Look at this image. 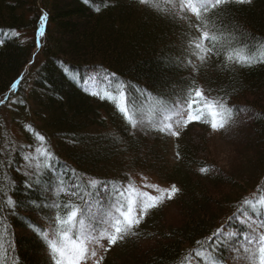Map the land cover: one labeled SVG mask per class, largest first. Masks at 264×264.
I'll use <instances>...</instances> for the list:
<instances>
[{
  "label": "trees",
  "instance_id": "1",
  "mask_svg": "<svg viewBox=\"0 0 264 264\" xmlns=\"http://www.w3.org/2000/svg\"><path fill=\"white\" fill-rule=\"evenodd\" d=\"M0 124V264H55L108 223L96 264H264V0H0ZM151 176L166 202L108 219Z\"/></svg>",
  "mask_w": 264,
  "mask_h": 264
},
{
  "label": "rangeland",
  "instance_id": "2",
  "mask_svg": "<svg viewBox=\"0 0 264 264\" xmlns=\"http://www.w3.org/2000/svg\"><path fill=\"white\" fill-rule=\"evenodd\" d=\"M38 49V48H37ZM239 58H241L239 56ZM93 77H97L95 73H91L88 76V82L85 84L89 89L96 90L97 82L96 79H92ZM143 119L144 112H149L147 110L140 109ZM151 112V111H150ZM142 119V120H143ZM149 119L147 118V121ZM245 121H248L246 119ZM145 122V119H144ZM147 127H153L158 126V124L155 122H152V120L145 122ZM246 126H253V123H245ZM2 125L0 124V127ZM161 126V123L160 125ZM10 127V126H9ZM179 130V129H178ZM91 132V131H90ZM63 140L71 142L70 140H66L63 138ZM250 139H243L242 144L244 146H249L250 144L254 143V141L249 142ZM221 147H227L226 144L223 145L221 141L216 142ZM255 144V143H254ZM220 157H224V154H221ZM171 161H177V156L173 152L169 156ZM6 183V185H5ZM7 186V179L4 178V184L0 187V192H3L4 188ZM132 192L133 194H129L121 197L115 203L113 201H109L108 205H111V210L108 216V219L113 220L115 217V212L120 210L122 211V215L126 218H128L130 221L134 222L139 218L142 214L141 206H145V204L148 205V203L153 204H161L162 202H166V199L172 195V190L170 185L167 183L162 182L161 180L157 179L156 177H145L144 179L138 180L137 183L133 184ZM127 205L126 208H123L124 203ZM146 205V206H147ZM107 207V206H106ZM169 210L170 216H178V212L176 209L171 208L167 206ZM106 210V208H105ZM108 210V209H107ZM102 213L105 215V213L102 211ZM108 221V220H107ZM244 222V221H243ZM109 226V223L104 225L103 228L100 230H94L91 233H88V230H90L89 227H83V230L89 234L88 240H74L68 235H64L63 239L59 243V248H65L69 247L71 249V260L65 259L63 261V264H96L98 261L103 257L107 249L110 247V239L112 237V231L108 232L106 228ZM250 226V225H247ZM261 232H263V238H264V229H260ZM259 230V233H260ZM50 235V232L48 233ZM264 240V239H263ZM260 240H258L259 242ZM241 242L235 243V250L239 251ZM232 260V259H231ZM262 263H264V260H259ZM235 264H255V261L251 257V259L247 256V253L243 252V254H239L238 256H233V260Z\"/></svg>",
  "mask_w": 264,
  "mask_h": 264
},
{
  "label": "snow or ice",
  "instance_id": "3",
  "mask_svg": "<svg viewBox=\"0 0 264 264\" xmlns=\"http://www.w3.org/2000/svg\"><path fill=\"white\" fill-rule=\"evenodd\" d=\"M131 2L134 3H138V4H147L149 3V0H131ZM250 2V0H249ZM47 22H48V16L47 14H43L40 21H39V27L36 33V42H37V47H41V40L42 38L45 37L46 35V26H47ZM6 36H8L9 38L11 37H18V33H16L14 30L8 33H5ZM97 78H102L104 80H108L110 79L106 74L100 73L99 77H93L92 79H97ZM21 79H23V77H21ZM20 84V80H17L16 83L12 86L11 91L15 92L17 90V86ZM85 87L87 88V85H85ZM87 94H89L92 97H99L102 101H108L110 103L115 104L116 108L118 109V111L120 113H122L123 108H124V104L126 101V93L124 91H121L119 96H115L112 94H104L101 95L100 93H98L95 90H88ZM12 103H16V101H12ZM39 141L41 142V144H43L45 138L43 136H39L38 137ZM36 152L39 153L41 156L45 157V158H50L49 157V152L47 149H41V148H36ZM27 157H25L26 159ZM25 175H27L25 173ZM26 187H30L29 185H26ZM16 202L11 198L8 197L7 199V206L11 209L15 207ZM51 252L53 254H55V257L58 259H55V264H63V261L65 259H68L69 261L71 260V249L69 247H65V248H58L56 247L55 244H53L51 246Z\"/></svg>",
  "mask_w": 264,
  "mask_h": 264
},
{
  "label": "bare ground",
  "instance_id": "4",
  "mask_svg": "<svg viewBox=\"0 0 264 264\" xmlns=\"http://www.w3.org/2000/svg\"><path fill=\"white\" fill-rule=\"evenodd\" d=\"M195 3V2H194Z\"/></svg>",
  "mask_w": 264,
  "mask_h": 264
}]
</instances>
